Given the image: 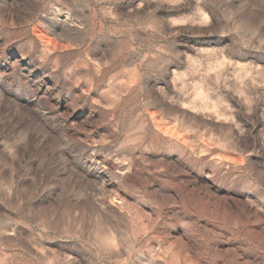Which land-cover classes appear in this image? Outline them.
Returning <instances> with one entry per match:
<instances>
[{"label": "rangeland", "instance_id": "1", "mask_svg": "<svg viewBox=\"0 0 264 264\" xmlns=\"http://www.w3.org/2000/svg\"><path fill=\"white\" fill-rule=\"evenodd\" d=\"M0 264H264V0H0Z\"/></svg>", "mask_w": 264, "mask_h": 264}]
</instances>
